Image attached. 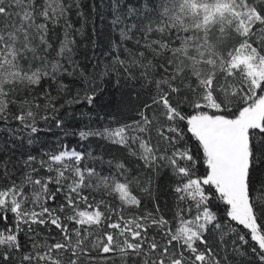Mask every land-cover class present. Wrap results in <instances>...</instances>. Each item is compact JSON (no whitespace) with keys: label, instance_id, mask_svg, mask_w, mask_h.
Instances as JSON below:
<instances>
[{"label":"snow or ice","instance_id":"1","mask_svg":"<svg viewBox=\"0 0 264 264\" xmlns=\"http://www.w3.org/2000/svg\"><path fill=\"white\" fill-rule=\"evenodd\" d=\"M112 9L81 53L82 0H0V264H264V0Z\"/></svg>","mask_w":264,"mask_h":264},{"label":"trees","instance_id":"2","mask_svg":"<svg viewBox=\"0 0 264 264\" xmlns=\"http://www.w3.org/2000/svg\"><path fill=\"white\" fill-rule=\"evenodd\" d=\"M126 2H131L136 4L138 0H126ZM113 0H82L83 11L87 17V20L84 22L83 35L77 37L78 43L82 45L81 53L89 51L91 49V40L95 36L96 42L98 44L97 52L103 53L109 50L110 43L112 40H119V36L112 30V20H113V9H112ZM95 4V10L91 5ZM77 27H80L81 21L77 18H73ZM83 45H88V48H84ZM117 99H120L118 96ZM85 112L89 111L84 109ZM111 109H97L98 114H93L92 119H89L87 116L82 118L70 120V124L76 130L85 129L88 127H100L102 128L108 119V113L111 112ZM126 114V113H125ZM103 116L104 119L100 117ZM67 143L71 147H76L78 149L84 150L87 149L94 156L103 155L105 159H114L122 158L124 153L122 150H119L116 146L106 142L104 139L90 137L88 140L81 141L78 137L69 136L66 138ZM42 144L52 145L53 138L51 135L41 137ZM18 144L22 141H17ZM41 145H37L40 147ZM25 147H27L25 145ZM20 151H23L21 148ZM107 166L105 165V168ZM167 202L171 204V199L166 198ZM151 206V205H149ZM251 255V254H250ZM237 264H248V261L245 257L239 256L236 257ZM251 264H258L256 258L251 256Z\"/></svg>","mask_w":264,"mask_h":264}]
</instances>
